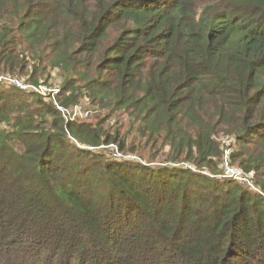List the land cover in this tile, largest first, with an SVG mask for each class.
I'll return each instance as SVG.
<instances>
[{
    "label": "trees",
    "instance_id": "16d2710c",
    "mask_svg": "<svg viewBox=\"0 0 264 264\" xmlns=\"http://www.w3.org/2000/svg\"><path fill=\"white\" fill-rule=\"evenodd\" d=\"M48 66L144 142L0 82V264H264V0H0V76Z\"/></svg>",
    "mask_w": 264,
    "mask_h": 264
},
{
    "label": "rangeland",
    "instance_id": "374dc122",
    "mask_svg": "<svg viewBox=\"0 0 264 264\" xmlns=\"http://www.w3.org/2000/svg\"><path fill=\"white\" fill-rule=\"evenodd\" d=\"M42 80L41 83L38 86L32 85L30 83H27L26 80L31 77L30 74H23L19 77H10L7 75H1L0 79L2 80L0 82L2 83H10L12 85L7 84L8 86H2L4 89L12 88L16 92V94H22L24 93L29 97L35 98L34 95L41 96L45 101L47 102H54L56 105V108L60 110V112L63 115V118L65 120H71L75 122H88L90 124H100L105 132H108V134H115L116 131H118L119 138L124 139L130 143V146L132 148H137L142 145L141 141V135L138 132L137 124H132L130 120L128 119H116L114 117H109L101 107H99L95 102L90 101L88 98H84V96L80 99L81 102L78 104L70 105L69 107L65 108L61 106V109L58 107L59 105V99L58 94L60 93L62 89V82L64 81L63 77L61 76V72H59L57 69L52 68L51 66H48L45 73L42 74ZM102 147H108L107 153H112V149L114 148V152L116 156H123L118 151V147L115 144H109V145H100L97 148ZM226 149L224 150V157L221 160V162L218 163V168H214V170H219V174H211L209 170H205L204 173L207 175H210L213 178H216L217 180H224V179H235L243 184L252 185L251 177L253 176L252 173H246L242 168L238 166H234L231 164V158L230 153L232 150L231 142L226 141ZM96 148V149H97ZM152 149H147L146 153L149 154ZM159 151H155L157 154ZM145 156V159H149L148 155ZM128 157V156H126ZM134 159L139 160L140 158H137L135 156H129ZM158 158V157H157ZM159 160V159H156ZM141 161V160H139ZM185 167H191L192 165H184Z\"/></svg>",
    "mask_w": 264,
    "mask_h": 264
},
{
    "label": "built area",
    "instance_id": "2783aa9c",
    "mask_svg": "<svg viewBox=\"0 0 264 264\" xmlns=\"http://www.w3.org/2000/svg\"><path fill=\"white\" fill-rule=\"evenodd\" d=\"M2 80V78L0 79V81ZM58 107L61 109V106L58 105Z\"/></svg>",
    "mask_w": 264,
    "mask_h": 264
}]
</instances>
